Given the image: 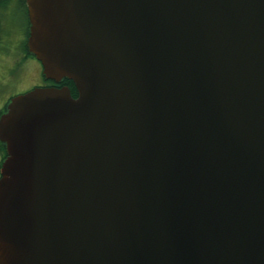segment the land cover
<instances>
[{
	"label": "water",
	"instance_id": "1",
	"mask_svg": "<svg viewBox=\"0 0 264 264\" xmlns=\"http://www.w3.org/2000/svg\"><path fill=\"white\" fill-rule=\"evenodd\" d=\"M24 4L0 264H264V0Z\"/></svg>",
	"mask_w": 264,
	"mask_h": 264
},
{
	"label": "rangeland",
	"instance_id": "2",
	"mask_svg": "<svg viewBox=\"0 0 264 264\" xmlns=\"http://www.w3.org/2000/svg\"><path fill=\"white\" fill-rule=\"evenodd\" d=\"M22 2L5 0L0 5V109L11 94L47 80L39 61L21 47L27 23ZM4 148L0 145V158Z\"/></svg>",
	"mask_w": 264,
	"mask_h": 264
},
{
	"label": "trees",
	"instance_id": "3",
	"mask_svg": "<svg viewBox=\"0 0 264 264\" xmlns=\"http://www.w3.org/2000/svg\"><path fill=\"white\" fill-rule=\"evenodd\" d=\"M4 1H5V0H0V5H1ZM18 1H21V2H22V6H23V8H24L23 10H24V13H25V5H24L23 0H18ZM26 21H27V20H26ZM26 24H27V23H26ZM26 32H27V30H26V25H25L24 38H23V40H22L21 47H22V49H23V53H25V54H32L30 51H28V50L26 49V46H25V36H26ZM62 83L66 84V85L68 86L69 91H70L71 94H75V88H74V85H73V83H72V81H71L70 78H68V77H66V76H63V77H61L59 80H57L55 84H62ZM0 145L3 146L1 141H0Z\"/></svg>",
	"mask_w": 264,
	"mask_h": 264
},
{
	"label": "flooded vegetation",
	"instance_id": "4",
	"mask_svg": "<svg viewBox=\"0 0 264 264\" xmlns=\"http://www.w3.org/2000/svg\"><path fill=\"white\" fill-rule=\"evenodd\" d=\"M47 81L44 82V83H41V84H55L56 81L51 79V78H48V77H44Z\"/></svg>",
	"mask_w": 264,
	"mask_h": 264
}]
</instances>
